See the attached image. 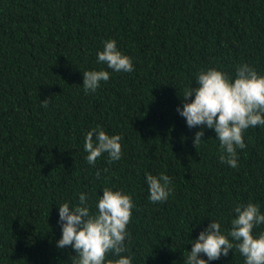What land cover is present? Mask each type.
<instances>
[{"label": "trees", "instance_id": "16d2710c", "mask_svg": "<svg viewBox=\"0 0 264 264\" xmlns=\"http://www.w3.org/2000/svg\"><path fill=\"white\" fill-rule=\"evenodd\" d=\"M112 39L132 72L97 62ZM243 63L264 76V0H0V264H71L74 250L56 246L59 205L84 193L95 213L105 187L132 198L122 254L132 264H184L212 220L227 236L237 205L264 214V126L243 133L232 168L220 162L215 131L204 129L197 150L200 127L177 111L198 72L234 81ZM92 70L110 79L85 94ZM93 129L121 136L120 160L87 162ZM161 173L172 191L153 204L146 176ZM208 264L245 258L234 248Z\"/></svg>", "mask_w": 264, "mask_h": 264}, {"label": "clouds", "instance_id": "9594fccd", "mask_svg": "<svg viewBox=\"0 0 264 264\" xmlns=\"http://www.w3.org/2000/svg\"><path fill=\"white\" fill-rule=\"evenodd\" d=\"M97 62L106 64L115 72L130 73L134 70L132 60L118 50L114 39L104 42L103 50L97 54ZM109 79L110 73L105 70L84 71L85 94L94 93L101 81ZM196 85L180 95L183 108H177L189 128L200 127L193 138V145L198 150L204 140V129L214 130L220 142V162L237 168V149L246 148L243 133L249 127L264 126V76L243 63L236 67L234 81L224 72L210 68L197 73ZM193 95L194 99H191ZM49 102L50 98L41 101V107L47 108ZM120 141V135L110 136L102 129L89 131L84 142L87 162L95 165L105 153L109 163L120 160L123 155ZM96 175L99 177L100 172L97 171ZM146 183L151 203L168 200L172 191L168 175L161 173L157 177L147 174ZM96 207L95 213L90 211L84 193L80 194L79 204L75 206L69 203L59 205L58 222L62 236L56 242L57 248L74 250L71 264H105L109 253L118 259L107 260V264H132L131 257L122 255L127 251L125 240L129 235L127 228L134 207L131 196L105 187ZM234 212L236 217L231 221L228 235L221 232L218 221L212 220L207 229L191 242L193 247L188 251L184 264H208V261L218 260L221 256L227 257L234 248L245 258V264H264V232L254 235V229L264 225V214L252 202L237 205ZM201 254L207 260L201 258Z\"/></svg>", "mask_w": 264, "mask_h": 264}]
</instances>
